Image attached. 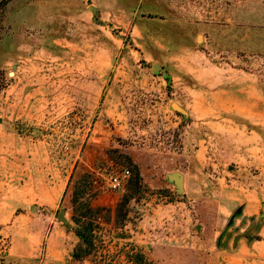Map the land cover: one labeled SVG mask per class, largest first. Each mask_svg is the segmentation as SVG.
<instances>
[{"label":"rangeland","instance_id":"1","mask_svg":"<svg viewBox=\"0 0 264 264\" xmlns=\"http://www.w3.org/2000/svg\"><path fill=\"white\" fill-rule=\"evenodd\" d=\"M0 170V264H264V0H0Z\"/></svg>","mask_w":264,"mask_h":264},{"label":"crops","instance_id":"2","mask_svg":"<svg viewBox=\"0 0 264 264\" xmlns=\"http://www.w3.org/2000/svg\"><path fill=\"white\" fill-rule=\"evenodd\" d=\"M9 176V172L6 171H2L0 170V177L4 178V180L2 179V181L0 182V226L6 225L11 217V215H14V212H16V210L19 208V197L15 195V197L12 196L11 194V189H12V185L11 183L7 180ZM28 178H33L32 175H26ZM8 181H6L5 180ZM185 181V178H184ZM7 182V183H6ZM37 192L32 193L31 195L27 196V201H33V202H39L40 205L44 206H48V207H52L54 206L60 198V191H52L49 193L48 198L45 199L46 201L43 202V190H42V186L38 189L37 186H35ZM5 196V197H4ZM11 197V198H10ZM39 197V200L37 201V198ZM6 198V199H4ZM7 200L8 204H5L3 201ZM11 202V203H10ZM13 202L16 203V208H12V206L10 204H12ZM27 207V206H26ZM17 216H15L16 218ZM33 224H35V216H32L29 218ZM197 229H198V233H199V238L198 240L203 239L205 244H210L214 247V245L216 246L215 242L217 241V243H219L218 241V237L220 236V231L219 229L216 230H211V229H207V225L208 224H204V222H200L197 223ZM220 226V224H218V221H210V226ZM3 230V229H2ZM201 237V238H200ZM193 240H197L195 237L193 238ZM202 241V243H203ZM215 248V247H214ZM209 254H207L208 256ZM212 256V255H211ZM210 257V255H209Z\"/></svg>","mask_w":264,"mask_h":264},{"label":"trees","instance_id":"3","mask_svg":"<svg viewBox=\"0 0 264 264\" xmlns=\"http://www.w3.org/2000/svg\"><path fill=\"white\" fill-rule=\"evenodd\" d=\"M126 160L129 161V158L126 157ZM133 167V172L135 174V178L139 179V171L136 165L131 164ZM75 198H73V203L75 202ZM78 224V223H77ZM75 233L79 239V246L75 247L72 254L71 258L73 260H79L82 257L87 256L89 254L88 248L91 246V240L89 238V232L86 228L83 227H76ZM85 245V247H84Z\"/></svg>","mask_w":264,"mask_h":264},{"label":"water","instance_id":"4","mask_svg":"<svg viewBox=\"0 0 264 264\" xmlns=\"http://www.w3.org/2000/svg\"><path fill=\"white\" fill-rule=\"evenodd\" d=\"M152 71L154 73H157V72H163L164 73L165 72L164 69H162L158 65L153 66ZM172 107L176 111H179L180 113L185 114V112L182 109H180L176 104H173ZM167 179H168V181L172 182L175 185L177 193H181L183 191V175L181 173L173 172L171 174H168ZM57 219L59 221L63 222L64 224H67V221L64 217L63 211H60Z\"/></svg>","mask_w":264,"mask_h":264},{"label":"built area","instance_id":"5","mask_svg":"<svg viewBox=\"0 0 264 264\" xmlns=\"http://www.w3.org/2000/svg\"><path fill=\"white\" fill-rule=\"evenodd\" d=\"M71 146V141L70 140H66L62 147L64 149H69ZM129 171L128 170H123L120 174H113L110 176L109 180H108V187L111 191H120L122 190L124 184H125V180L129 177Z\"/></svg>","mask_w":264,"mask_h":264}]
</instances>
